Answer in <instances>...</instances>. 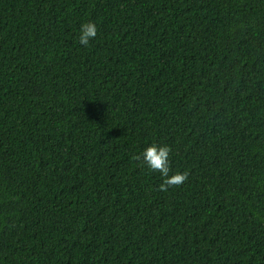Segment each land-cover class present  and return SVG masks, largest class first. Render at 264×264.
Segmentation results:
<instances>
[{
  "label": "trees",
  "instance_id": "1",
  "mask_svg": "<svg viewBox=\"0 0 264 264\" xmlns=\"http://www.w3.org/2000/svg\"><path fill=\"white\" fill-rule=\"evenodd\" d=\"M0 264H264V0H0Z\"/></svg>",
  "mask_w": 264,
  "mask_h": 264
},
{
  "label": "clouds",
  "instance_id": "2",
  "mask_svg": "<svg viewBox=\"0 0 264 264\" xmlns=\"http://www.w3.org/2000/svg\"><path fill=\"white\" fill-rule=\"evenodd\" d=\"M97 35V27L95 22H87L81 25L80 43L87 46L91 38ZM171 147L168 145H157L155 143L149 145L143 151V163L152 170L159 172L163 177V182L159 185V190L162 192L168 191L170 188L178 187L187 181L189 177L188 171L170 173L169 154ZM135 159L139 160L140 156Z\"/></svg>",
  "mask_w": 264,
  "mask_h": 264
}]
</instances>
